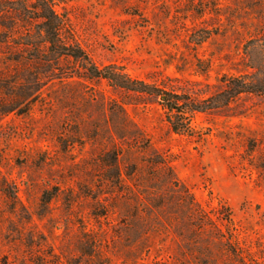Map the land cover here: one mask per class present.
<instances>
[{"label":"rangeland","instance_id":"obj_1","mask_svg":"<svg viewBox=\"0 0 264 264\" xmlns=\"http://www.w3.org/2000/svg\"><path fill=\"white\" fill-rule=\"evenodd\" d=\"M56 1L95 64L198 100L264 64V0ZM21 66L0 54V264H264V95L177 134L155 97Z\"/></svg>","mask_w":264,"mask_h":264},{"label":"trees","instance_id":"obj_2","mask_svg":"<svg viewBox=\"0 0 264 264\" xmlns=\"http://www.w3.org/2000/svg\"><path fill=\"white\" fill-rule=\"evenodd\" d=\"M56 6V0H0V54L10 63L22 65L20 75L35 76V72L45 76L63 70L64 62L75 63L80 66L79 76L105 79L116 88L155 97L172 131L188 135L195 132L191 120L196 112L227 106L243 93L264 95V64L252 66L256 71L251 75L222 77L226 86L223 97L212 95L199 100L165 85L134 79L117 65L101 67L75 43L67 19ZM27 92L22 89L16 94L20 104L29 100Z\"/></svg>","mask_w":264,"mask_h":264}]
</instances>
